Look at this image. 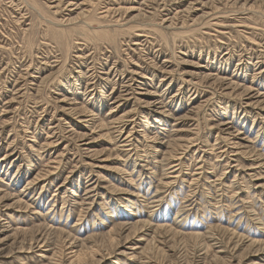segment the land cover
<instances>
[{"label": "rangeland", "instance_id": "rangeland-1", "mask_svg": "<svg viewBox=\"0 0 264 264\" xmlns=\"http://www.w3.org/2000/svg\"><path fill=\"white\" fill-rule=\"evenodd\" d=\"M10 1L0 191L22 202L0 201V264H77L62 241L47 252L5 238L42 223L93 246L88 264H264V0ZM97 123L108 124L111 140L94 144L108 161L87 158L75 134L98 135ZM26 180L36 182L22 194Z\"/></svg>", "mask_w": 264, "mask_h": 264}, {"label": "bare ground", "instance_id": "bare-ground-1", "mask_svg": "<svg viewBox=\"0 0 264 264\" xmlns=\"http://www.w3.org/2000/svg\"><path fill=\"white\" fill-rule=\"evenodd\" d=\"M14 1V0H13ZM12 0L10 1V2H13ZM37 0H35V2H36ZM69 1V5H72L73 4V0H68ZM85 2L86 1H89V0H84ZM94 1V2H93ZM95 1L97 2V0H90V3L92 2V4L94 5L95 4ZM99 1V0H98ZM53 2H57L56 3V5H54V7H55V9L56 8H59L60 9V7H61V5H63L64 3V1L63 0H54ZM33 3V2H32ZM34 4V3H33ZM51 4V3H50ZM78 4V3H77ZM76 4V5H77ZM85 4H88V3H85ZM14 5V4H13ZM20 5V4H19ZM47 5H49L48 3H47ZM40 6V5H39ZM52 6V5H51ZM88 6V5H87ZM102 6V5H101ZM41 7V6H40ZM49 7H50V5H49ZM91 7V6H90ZM75 8V7H74ZM104 8V7H103ZM106 8V7H105ZM87 9V8H86ZM56 10H58V9H56ZM89 10V9H88ZM20 11V10H19ZM110 11H112V9H111V7H109V8H107V9H104L103 11H102V13H104V15L105 14H108ZM18 12V11H17ZM86 12V11H85ZM88 12V11H87ZM94 13V12H93ZM81 14V13H80ZM85 14V13H84ZM79 15V14H78ZM82 15V14H81ZM94 15V14H93ZM103 15V16H104ZM19 16V15H18ZM24 16V15H23ZM23 16L21 17H19L20 19L21 18H23ZM91 16V15H90ZM90 16H89V18H90ZM108 16V15H107ZM76 18H77V16H76ZM75 18V19H76ZM58 19V18H57ZM69 19H70V17H69ZM72 19V18H71ZM73 19H74V17H73ZM72 19V20H73ZM24 21H25V18L23 19ZM65 20V19H64ZM72 20H70V21H72ZM62 21H63V19H62ZM98 21H100V20H98ZM48 22H49V20H48ZM51 22V21H50ZM60 22H61V20H60ZM92 22H93V20H92ZM103 22V21H102ZM21 23V22H20ZM52 23V22H51ZM84 23V22H83ZM101 23V22H100ZM105 23V22H104ZM86 24V23H85ZM47 25V24H46ZM51 25V24H50ZM57 25V24H56ZM103 25V24H102ZM55 26V25H54ZM86 26H88V27H90V24H87ZM47 27V26H46ZM56 27V26H55ZM62 27V26H61ZM82 27H84V25L82 26ZM88 27H86V28H88ZM48 29V28H47ZM51 28H49L48 30H50ZM57 29V28H56ZM83 29V28H82ZM106 29V28H105ZM52 30H53V28H52ZM67 30V29H66ZM66 30H64V28L63 29H60V31H58V30H56V31H58V32H60L59 34H61L62 35V37H63V39H62V37L59 35V37H61V38H59V40H62L60 43H67L68 42V38H70V39H72L71 37H69V35H68V32L66 31ZM89 30V29H88ZM104 30V29H103ZM112 30V29H111ZM85 31V30H84ZM91 32V31H90ZM94 32V31H93ZM57 33V32H56ZM32 34V33H31ZM58 34V33H57ZM107 34V33H106ZM55 36V35H54ZM88 36V35H87ZM108 37V36H107ZM58 38V37H57ZM56 39V38H55ZM69 39V40H70ZM66 46H67V44H66ZM68 48L70 47V45L69 46H67ZM67 50V49H66ZM81 57H82V55H80ZM80 57V58H81ZM81 64V63H80ZM83 64V63H82ZM81 68V67H80ZM92 69V68H91ZM51 71V70H50ZM77 71H79V70H77ZM92 72V71H91ZM79 73V72H78ZM212 73V72H211ZM32 74V73H31ZM85 74V73H84ZM217 75H218V73H217ZM27 77V76H26ZM90 77V76H89ZM225 79L226 77H221V76H216V79H220V80H222V79ZM108 81V80H107ZM218 81V80H217ZM220 82V81H219ZM100 83V82H99ZM103 83V82H102ZM228 83H230V84H234L233 82H228ZM228 83H225V84H228ZM36 84V83H35ZM68 85H69V83H68ZM102 85V84H101ZM71 86H72V84H71ZM74 87V86H73ZM78 89V88H77ZM85 89V88H84ZM102 89H103V87H102ZM71 90V89H70ZM69 90V91H70ZM86 90H87V87H86ZM100 90V89H99ZM245 90H250V88L249 87H247V88H245ZM73 91V90H72ZM78 92V91H77ZM81 92V91H80ZM88 92V91H87ZM70 93V92H69ZM86 93V92H85ZM89 93V92H88ZM98 93V92H97ZM100 93V92H99ZM93 94V93H92ZM87 95V94H86ZM84 96V95H83ZM82 96V97H83ZM122 97V96H121ZM120 97V99H123L124 97H122L121 98ZM66 98V97H65ZM85 98V97H84ZM57 99V98H56ZM60 99H63V98H60ZM65 100H67V99H64V101ZM84 100V99H83ZM85 100H86V98H85ZM121 101V100H120ZM255 102V101H254ZM104 102L100 99L99 100V104H98V106L100 107L102 104H103ZM70 104V103H69ZM73 104V103H72ZM78 105V104H77ZM111 105V104H110ZM220 106H216L215 107V109H216V114H219V113H221V112H224L225 111V109H226V107L223 105V103L222 104H219ZM62 106V105H61ZM70 106V105H69ZM80 107V106H79ZM83 107V106H82ZM68 108V107H67ZM66 108V109H67ZM114 108V106H112V108L110 109V111H108V113H112V109ZM86 108H81V109H79L78 107H73L72 108V110L73 111H76L75 113L76 114H78L79 113V115H81L82 117L84 116L86 119H87V117H89V116H91L90 117V119L89 120H92V122H94L95 120H97V119H95V117H97V116H95V113H92L91 111H88V110H85ZM77 110H79L78 112H77ZM71 112V111H70ZM94 112V111H93ZM107 113V114H108ZM228 113V112H227ZM230 113H231V111H230ZM232 114V113H231ZM122 117V116H121ZM228 118H230L229 117V115L227 116ZM234 116L232 115V117L231 118H233ZM84 118V119H85ZM119 118V117H118ZM219 119H222V117H218ZM67 119V118H66ZM89 120H88V122H89ZM114 120H116V118L115 117H113L112 118V121H114ZM86 121V120H85ZM83 122V121H82ZM99 122V121H98ZM101 122V121H100ZM103 122V121H102ZM87 123V122H86ZM91 123V122H90ZM96 123V122H95ZM105 123V122H104ZM223 123V122H222ZM221 123V124H222ZM44 124V123H43ZM85 124V123H84ZM225 124H229L228 122H225ZM85 126V125H84ZM87 126V125H86ZM89 126V125H88ZM91 126V125H90ZM92 127V126H91ZM97 127V128H96ZM96 127H93V131H92V133L94 132V129L96 130L95 131V133H98V131H99V134L98 135H93V134H89V133H87V132H80V133H75V134H77L76 135V137H77V140L81 143L80 145H82L83 147V150L85 151V153H86V155H87V158H89V159H91V160H95V161H98L97 159H99V160H101V162L102 161H108V158L109 157H111V152L108 150V148H104V147H102L101 149H98V148H96L95 146L96 145H94L96 142H98L99 141V138H101V136H105V138H107V139H110V138H108V135L106 136V133H102V131L104 130V129H108V124H103V123H97V125H96ZM217 127V126H216ZM56 128V127H55ZM73 128V127H72ZM90 128V127H89ZM111 128V127H110ZM51 129V128H50ZM52 129H53V127H52ZM51 129V130H52ZM76 131V130H75ZM74 131V132H75ZM52 132V131H51ZM56 132V131H55ZM76 132H79V131H76ZM73 134V133H72ZM58 136V135H57ZM72 136H74V134L72 135ZM48 137V136H47ZM53 137V136H52ZM51 138V137H50ZM106 139V140H107ZM111 140V139H110ZM35 141V140H34ZM56 141V140H55ZM53 142V141H52ZM78 142V143H79ZM187 142H189V144H190V142H193V141H187ZM47 143H48V140H47ZM53 144V143H52ZM48 145V144H47ZM105 145H106V143H105ZM166 146H169L168 148V150H167V152H169L171 155H173V146L175 145V139H172V140H169V141H167V143L165 144ZM187 147H189L188 145H187ZM171 148V149H170ZM81 151V150H80ZM167 152L165 153L166 154V156L168 155L167 154ZM9 153V152H8ZM11 153V152H10ZM5 155V154H4ZM3 155V156H4ZM9 156L11 155V154H8ZM8 156V157H9ZM35 156V155H34ZM85 156V155H84ZM95 156H97V158L95 157ZM6 157V156H5ZM92 157H93V159H92ZM99 157V158H98ZM3 158V157H2ZM34 158V157H33ZM112 159V158H111ZM115 159V158H114ZM8 160V159H7ZM10 160V159H9ZM178 160V158H176L175 159V157H174V161H172V162H170V164H172L171 166H170V168H174V167H176L178 164H180V163H175L176 161ZM86 162H87V160H85ZM115 161H116V159H115ZM30 162H31V165L29 166V167H31V166H35L37 163H35V160L34 159H32V160H30ZM156 162V161H155ZM89 163V162H88ZM113 163H117V162H113ZM94 164V163H93ZM100 164V163H99ZM134 164V163H133ZM132 164V165H133ZM90 165H92L91 163H90ZM103 165V164H102ZM112 165V164H111ZM118 165V164H117ZM116 165V166H117ZM136 164H134V168L136 167L135 166ZM93 166H97V165H93ZM105 166V165H104ZM110 166V165H109ZM109 166H108V168H109ZM115 166V167H116ZM100 167V166H99ZM103 167V166H102ZM114 167V166H113ZM94 168H96V167H94ZM112 168V167H111ZM102 169V168H101ZM117 169H120V168H118L117 167ZM116 169V170H117ZM126 169V168H125ZM9 170V169H8ZM175 170V169H174ZM108 172V171H107ZM119 172H122V170L120 169V171ZM130 172V171H129ZM48 173H50V172H48ZM52 173V172H51ZM137 173H139V172H137ZM99 174H100V172H99ZM127 174V173H126ZM47 175V174H46ZM98 175V174H97ZM40 176V175H39ZM38 176V177H39ZM104 176V175H103ZM38 177H35V180H37L38 179ZM90 177V176H89ZM106 178V177H105ZM98 179V178H97ZM35 180H26V186L23 188V189H21V192L20 193H24L23 191H27V186L29 187L31 184H32V182H34ZM128 180V179H127ZM124 181V180H123ZM36 182V181H35ZM163 183V182H162ZM165 184H168L167 182H164ZM93 184V183H92ZM91 184V185H92ZM93 186V185H92ZM91 186V187H92ZM102 187V186H101ZM104 187V186H103ZM93 188V187H92ZM89 189V188H88ZM98 189V188H97ZM117 189V188H116ZM17 197H19V196H17ZM3 199H12V200H14L15 199V197L13 196V195H11V194H9V193H7V192H4V194H2V191H0V201L1 200H3ZM20 199H22V197L21 198H18V199H15L14 201H13V204H15V203H20L21 204V202H22V200H20ZM21 201V202H20ZM118 201V200H117ZM121 201V200H120ZM155 201H157V200H155ZM123 202H124V200H123ZM12 203V202H11ZM23 204V203H22ZM10 205V204H9ZM26 206H27V203H26ZM8 208H9V206H8ZM3 210V209H2ZM38 213V212H37ZM132 213V212H131ZM3 214V213H2ZM4 214L6 215V213L4 212ZM35 214V213H34ZM1 216H4V215H0V218H1ZM6 216H9V215H6ZM3 218V217H2ZM0 219V221L1 220H3V219ZM33 218V217H32ZM4 221V220H3ZM8 221V220H7ZM14 221V220H13ZM13 221H11V222H13ZM142 222V221H141ZM1 223V222H0ZM133 223V222H132ZM149 223V222H148ZM146 221H145V224L143 225V222H142V226H146V224H148ZM122 224H124V226L125 225H127V224H129V223H127V222H123ZM8 225V224H7ZM120 225V224H119ZM139 225H141V224H139ZM150 225V224H149ZM0 228L2 229V224H0ZM32 228V227H31ZM3 230V229H2ZM12 230V229H11ZM114 230V229H113ZM6 231V230H5ZM110 231V230H109ZM58 232H63V231H59V230H57V229H53L52 227H50V226H48V228L46 227V226H44L43 225V223H42V225L41 224H39V226H36L35 228H32V229H22V228H20V229H16V230H14L12 233H9L10 235H7L5 238H7V237H9V238H14V240H17L16 238H20L21 239V241H20V243L23 245L24 243H25V241L26 240H30L31 241V244H30V248L29 249H31L32 248V245H33V241L34 242H36L37 244H40L41 245V247L42 246H44V248H43V251H50L51 249H53L54 247H52V245H53V243L54 242H60V241H62V242H64L65 244H67V246L69 247V248H73V250H72V252H73V256L75 257V261L74 262H76L77 264H88V259H87V257H88V255L89 254H92L90 251H92L93 252V250H95L94 249V247L93 246H89V244H88V246H87V242L86 241H83V242H81V240L79 239V240H77L76 238H73L72 236H70V235H63V234H61V235H59V233ZM64 233V232H63ZM66 234V233H65ZM190 234V233H189ZM46 235V236H45ZM94 235V234H93ZM96 235V234H95ZM107 235H109V234H107ZM111 235V234H110ZM191 235L194 237V238H197V236H201L202 234L200 233V232H192L191 233ZM54 238H53V237ZM156 236V235H155ZM29 237V239H27ZM52 237V238H51ZM92 237V236H91ZM91 237H89V239L91 238ZM105 236H103V238H104ZM109 237V236H108ZM86 238V237H85ZM110 238V237H109ZM112 238V237H111ZM110 238V239H111ZM114 238V237H113ZM89 239H88V241H89ZM106 239V238H105ZM200 239V238H199ZM94 240V239H93ZM140 240V239H139ZM254 241V240H253ZM258 241V243H259V247L264 243V241L263 240H255V242H257ZM61 242V243H62ZM111 244V243H110ZM150 244V243H149ZM148 245V244H147ZM152 245V244H151ZM251 244H249V246H250ZM257 245V244H256ZM21 246V245H20ZM253 246V245H252ZM59 247H60V245H59ZM150 246H148V248H149ZM251 247V246H250ZM258 247V248H259ZM25 248V247H24ZM61 249V248H60ZM133 249V248H132ZM13 251V250H12ZM40 251V250H39ZM206 251V250H205ZM251 251H252V248H251ZM145 252V251H144ZM45 253V252H44ZM60 254V253H59ZM42 255V254H41ZM94 255V254H93ZM39 256H40V254H39ZM41 258V257H40ZM46 258V257H45ZM222 258H224V257H221V255L220 256H218V255H215L214 256V259H213V261L215 262V263H217L218 261H220ZM52 259V258H51ZM101 259L103 260L104 259V256L102 255L101 256V258L98 260V261H96V262H101ZM53 260H54V258H53ZM116 260V259H115ZM241 260V259H240ZM44 261V260H43ZM42 261V262H43ZM46 262L48 261V260H45ZM52 261V260H51ZM54 262V261H53ZM110 262V261H109ZM45 262H43V264H44ZM55 263V262H54ZM118 263V262H117ZM228 263V262H227ZM239 263H240V261H239ZM253 263V262H252ZM110 264V263H109Z\"/></svg>", "mask_w": 264, "mask_h": 264}]
</instances>
